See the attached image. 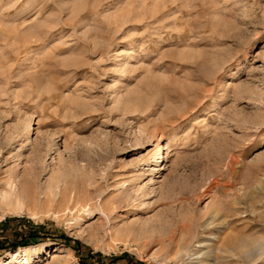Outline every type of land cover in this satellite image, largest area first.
<instances>
[{
  "label": "rangeland",
  "instance_id": "374dc122",
  "mask_svg": "<svg viewBox=\"0 0 264 264\" xmlns=\"http://www.w3.org/2000/svg\"><path fill=\"white\" fill-rule=\"evenodd\" d=\"M0 263L264 264V0H0Z\"/></svg>",
  "mask_w": 264,
  "mask_h": 264
},
{
  "label": "bare ground",
  "instance_id": "6f19581e",
  "mask_svg": "<svg viewBox=\"0 0 264 264\" xmlns=\"http://www.w3.org/2000/svg\"><path fill=\"white\" fill-rule=\"evenodd\" d=\"M31 130H32V128H31ZM30 135V134H29ZM162 150H163V146L162 145H160L159 146V155H163V152H162ZM158 155V156H159ZM155 157H157V156H155ZM32 174V173H31ZM32 176V175H31ZM142 176H143V174H141V178H142ZM29 180V179H28ZM32 181V180H31ZM26 184V183H25ZM84 186V185H83ZM25 187V186H24ZM29 187V186H28ZM49 188V187H48ZM47 188V189H48ZM58 188V187H57ZM24 189V188H23ZM15 190H17V189H15ZM25 190V189H24ZM24 190H23V193H25L24 192ZM26 190H27V188H26ZM31 190H32V188H31ZM50 190H51V192H50ZM50 190H49V192L51 193V194H54V196H56L57 194H55V192H54V185H52V186H50ZM18 191V190H17ZM20 192V191H19ZM66 192H67V190H66ZM65 191H62L61 193H60V198H61V200H65V198L67 197V193H66ZM72 192V191H71ZM23 193H21L20 192V194L19 193H17L16 194V198L17 199H20V200H22V198H23ZM22 194V195H21ZM26 194V193H25ZM14 195H15V193H14ZM27 195H29L28 194V192H27ZM26 195V196H27ZM49 195V194H48ZM25 196V195H24ZM25 196V197H26ZM24 197V198H25ZM87 197V196H86ZM48 200V199H47ZM36 201V200H35ZM45 204H46V201L45 202H42V204H40L41 206H45ZM35 205V204H34ZM37 205H39V203L37 202ZM48 205V204H47ZM86 205H84V207H85ZM37 209V208H36ZM100 211L103 213V214H107L106 212H105V210H104V208L103 207H101V209H100ZM86 213H87V215H88V217H91V216H93L94 214H93V212L90 210V209H88L87 211H86ZM129 218V216L127 217V219ZM254 243H255V241H249V243H248V247H252L253 245H254ZM56 248V252L57 253H64V252H66L67 250H68V248L67 247H65V246H57V247H55ZM240 248V247H239ZM29 251V248H24V249H22V250H20V251H16V252H14V253H10L9 255H10V257L11 258H14V257H18L20 254H27V252ZM249 258H251V257H249ZM252 258H253V256H252ZM256 259V258H255ZM251 261V260H250ZM259 261V260H258ZM29 262V260H26V263H28ZM254 262H255V260H254ZM2 263V262H1ZM0 263V264H1ZM256 263V262H255Z\"/></svg>",
  "mask_w": 264,
  "mask_h": 264
},
{
  "label": "trees",
  "instance_id": "16d2710c",
  "mask_svg": "<svg viewBox=\"0 0 264 264\" xmlns=\"http://www.w3.org/2000/svg\"><path fill=\"white\" fill-rule=\"evenodd\" d=\"M20 246H27V244H21V245H19L18 246V244L17 245H14V246H10L9 248H3L4 249V251L5 250H15L16 248H18V247H20Z\"/></svg>",
  "mask_w": 264,
  "mask_h": 264
}]
</instances>
